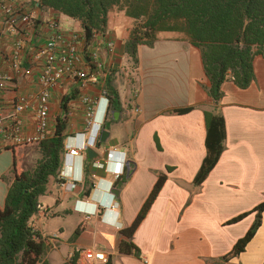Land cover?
Here are the masks:
<instances>
[{"label":"crops","instance_id":"1","mask_svg":"<svg viewBox=\"0 0 264 264\" xmlns=\"http://www.w3.org/2000/svg\"><path fill=\"white\" fill-rule=\"evenodd\" d=\"M17 2L21 11L31 14L32 25L7 32L0 13V77L6 81L7 110L17 96L35 100L40 75L34 59L37 47L53 34L64 39L73 32L83 35L78 21L41 8L37 0ZM112 11L95 45L102 64L97 83L65 77L50 94L49 138L58 123L63 125L59 172L75 188L58 176L50 178L46 194L39 199L45 212L37 213L30 224L43 238L56 237V249L58 240L59 247L72 249L63 263L79 250L93 249L111 264H218L253 225V209L264 201V56L254 58V81L249 87L239 89L227 80L220 86L221 98L214 102L207 94L210 83L199 49L182 35L164 32L152 47L138 46L133 61L123 50L133 21ZM108 41L112 49L107 48ZM18 42L22 49L17 63L12 53ZM110 91L117 97L114 102ZM81 96L98 101L91 136L101 127L97 144L73 157L67 149L82 145ZM180 110L188 111L176 112ZM206 113L222 117L224 148L205 180L195 186L207 153ZM31 116L23 117L27 132L32 129ZM101 131L108 133L102 143ZM13 157L12 150L0 152V209L7 188L3 177L10 175ZM161 175L165 180L130 239L134 250L120 252V231L131 226ZM92 207L97 214L92 215ZM245 213L241 220L227 224ZM76 229L77 237L61 239ZM47 253L43 260L52 264ZM263 263L264 209L244 251L225 264Z\"/></svg>","mask_w":264,"mask_h":264},{"label":"trees","instance_id":"2","mask_svg":"<svg viewBox=\"0 0 264 264\" xmlns=\"http://www.w3.org/2000/svg\"><path fill=\"white\" fill-rule=\"evenodd\" d=\"M41 8L52 10L78 21L87 43L94 34L104 35L107 17L116 9L133 21L124 53L135 61L140 45L152 47L159 33L182 35L199 49L204 73L210 83L208 96L216 102L221 98L220 86L231 80L239 89L254 81L253 61L264 56V0H37ZM112 102L116 99L110 91ZM188 110L176 111L178 113ZM206 156L194 178L199 186L215 166L225 139L221 116L205 114ZM63 125L59 123L53 136L38 144L39 157L32 166L17 168L15 149L7 184L4 205L0 209V264H49L43 260L48 249L41 234L30 224L37 214L40 197L47 191L50 178L55 179L64 155ZM119 180V179H118ZM165 176L158 177L131 226L119 233L118 250L129 254L134 250L130 239L159 192ZM119 182H123V179ZM264 201L257 205L255 221L245 235L218 264H225L244 251L260 226ZM245 214L227 224L241 220ZM79 229L73 234L77 237ZM75 254L62 264H74ZM104 264H111L108 260ZM264 264V263H263Z\"/></svg>","mask_w":264,"mask_h":264},{"label":"built area","instance_id":"3","mask_svg":"<svg viewBox=\"0 0 264 264\" xmlns=\"http://www.w3.org/2000/svg\"><path fill=\"white\" fill-rule=\"evenodd\" d=\"M17 3V0H0V13L3 26L7 32H14L18 28L27 29L32 25L31 14L27 11H21ZM101 36L103 35L94 34L91 41L87 43L83 35L76 32L69 34L66 39L59 34H53L43 45L37 47L34 59L40 65V75L38 79L39 90L35 95V100L24 95L17 96L12 107L7 110L3 101L6 81L0 77V152L23 146L38 145L49 138L48 106L50 94L63 78L67 77L84 82L89 80L88 82L97 83L98 78L102 75V64L95 45ZM106 45L108 49L113 48V43L110 41ZM21 49V43L18 42L14 45L12 55L17 63ZM81 102L85 107L83 130L78 134L82 137V145L67 149V155L73 157L97 144L101 127L100 125L97 128L94 137L91 136L95 126L98 101L88 96H81ZM134 112H138V109H135ZM27 113L32 114L31 132H27L23 126V117ZM57 176L63 181V184L69 182L62 172H59ZM69 183L71 189L75 188L74 182ZM44 212L45 209L39 204L37 213L44 214ZM42 240L48 250L57 248L56 237H42ZM75 256L74 264H94L95 262L104 264L106 262V256L93 249L79 250Z\"/></svg>","mask_w":264,"mask_h":264},{"label":"rangeland","instance_id":"4","mask_svg":"<svg viewBox=\"0 0 264 264\" xmlns=\"http://www.w3.org/2000/svg\"><path fill=\"white\" fill-rule=\"evenodd\" d=\"M114 12H118L116 9H114L112 11ZM38 145H32V146H23V147H19L17 149H15L16 154H17V168L21 169L24 166H32L34 164V161L39 157V151H38ZM8 179H11V174L7 177ZM71 220L68 221L67 225L70 226V222ZM57 223H61V222H57ZM62 224V223H61ZM55 226H58L57 224ZM46 227L43 223V230L46 231ZM67 230V229H65ZM59 233V232H58ZM73 235V232L71 233H67L65 232V234L63 236H61L62 240H66V238H68L69 236ZM67 251L68 249L66 247H59V240H58V249L55 250H49L47 253L48 255V259L49 262L52 264H61L63 263L64 258L67 256ZM68 252H72V249H70V251Z\"/></svg>","mask_w":264,"mask_h":264},{"label":"water","instance_id":"5","mask_svg":"<svg viewBox=\"0 0 264 264\" xmlns=\"http://www.w3.org/2000/svg\"><path fill=\"white\" fill-rule=\"evenodd\" d=\"M107 137H108V133H106L105 131H101L99 141L102 143L106 140ZM88 155L90 156L91 153L88 152ZM113 194L117 196L118 193L117 191H113Z\"/></svg>","mask_w":264,"mask_h":264},{"label":"clouds","instance_id":"6","mask_svg":"<svg viewBox=\"0 0 264 264\" xmlns=\"http://www.w3.org/2000/svg\"><path fill=\"white\" fill-rule=\"evenodd\" d=\"M108 108V105H106V109ZM105 112H106V110H105ZM95 207V206H94ZM91 212H92V215H95V214H97L96 212V209L95 208H93L92 207V210H91Z\"/></svg>","mask_w":264,"mask_h":264}]
</instances>
